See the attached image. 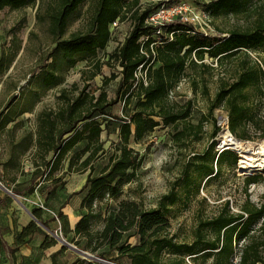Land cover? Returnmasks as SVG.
Returning a JSON list of instances; mask_svg holds the SVG:
<instances>
[{
	"label": "trees",
	"instance_id": "16d2710c",
	"mask_svg": "<svg viewBox=\"0 0 264 264\" xmlns=\"http://www.w3.org/2000/svg\"><path fill=\"white\" fill-rule=\"evenodd\" d=\"M89 1L94 4L87 31L66 38L69 25L82 16L81 8ZM166 1L160 0L159 5ZM207 1L203 9L211 18L216 37L197 33L192 26L180 22L158 33V29L146 24L153 8L143 10L141 0H0V13L38 6L37 12H44L38 20L48 22V33L53 39L54 46L37 70L29 74L25 86L9 74L18 49L1 51L0 84L6 87L8 99L0 109V138L9 143L4 169H19L21 158L28 152L33 154L36 170L29 194L35 193L39 183L42 185L38 191L44 193L49 183L47 201L65 185L67 175L88 172L84 186L71 196L82 199L81 219L72 242L93 258L86 260L82 256L72 264H234L236 256L238 264H264V195L261 203L255 204L248 194L250 186L259 182L258 177L245 178L247 199L239 213H233L230 203L225 202L212 216L199 217L191 239L171 232L170 208L179 201L188 204L197 198L204 179L208 182L220 176L224 166L237 163L233 150L218 153L215 142L186 160L181 177L157 207L145 209L133 201H121L106 210L101 207L105 200L117 199L142 166L144 158L131 145L146 142L160 126L174 128L173 141L183 149L187 143L200 140L204 122L222 109L228 116L230 132L237 139H250V128L264 138V54L258 60L251 56L259 50L264 52V0ZM231 17L241 18L245 24L227 28L216 23ZM127 19L133 22L129 35L108 55L122 69L104 82L108 85L119 78L115 98L109 99L105 89H92L89 83L102 71L98 56L110 42L111 25ZM206 58L215 62L206 64ZM79 63L88 67L82 72L84 86L74 84L71 90L61 89L54 106L36 112L42 99L60 87ZM141 66L147 84L137 79ZM185 78L194 94L209 103L208 116L196 125L192 123L193 101L170 100V93H175ZM211 82L216 85L213 97ZM120 102L124 104L123 115L117 116L112 108ZM26 114H35L31 130L26 128L31 123V119L23 118ZM116 127L119 142L113 144L107 165L96 174L97 163L109 153L102 134ZM50 154L52 157L47 159ZM41 167L46 171H41ZM6 177L0 176V182L4 183ZM7 178L12 182L17 179ZM190 187L194 189L191 191ZM32 214L35 222L17 236L16 248L10 249L13 254L26 237L35 233L45 234L42 249L56 244L42 229L50 230L43 210L34 209ZM57 217L62 220L64 215L60 211ZM134 237L138 243L132 245L130 240ZM5 249L0 236V252Z\"/></svg>",
	"mask_w": 264,
	"mask_h": 264
},
{
	"label": "rangeland",
	"instance_id": "374dc122",
	"mask_svg": "<svg viewBox=\"0 0 264 264\" xmlns=\"http://www.w3.org/2000/svg\"><path fill=\"white\" fill-rule=\"evenodd\" d=\"M168 5L185 1L187 4L195 8L203 9L207 0H169ZM94 1H89L82 8V16L71 23L67 29L66 38L71 37L73 34L84 33L88 28V21L91 15V9ZM160 0H141V8L143 10L153 8V12L161 7ZM36 8H25L22 10H10L5 9L0 13V53L3 49H18V56L13 63V66L9 72L11 77L15 81H20V86H25L29 79V74L34 70H37L41 64L42 59L50 52L54 46L52 43V37L48 33V22L41 23L38 20V15L44 12H37ZM202 22L196 25L195 31L205 36L216 37L217 33L212 21L202 18ZM216 23L220 26L231 28L244 25L245 22L241 18L231 17L226 19H219ZM133 26L132 19L125 21H117L111 25V39L105 51L99 52L98 60L103 63L101 73L91 81L90 88H103L108 94L109 99L115 98L119 78L111 80L108 85H105V80L109 79L113 74L118 73V68L111 60L108 59V55L113 53L118 47L125 41L129 35ZM21 48V49H20ZM16 49V50H17ZM264 54L262 50L256 53H252L251 56L254 60H258L259 55ZM109 60V61H108ZM215 61L208 58L205 59L206 64L214 63ZM90 70V69H89ZM88 71L86 63H79L76 67L71 69L65 78V82L58 87L50 91L38 105L37 111L42 110L48 106H54L56 98L59 95L61 89L71 90L74 84H77L79 88H82L85 84L82 78V72ZM216 85L210 83V95L214 96ZM6 87L3 83L0 84V109L8 97L5 96ZM176 92L178 95L176 96ZM176 92L172 95L170 100L184 103L186 101L194 102V111L192 115V123L198 124L201 119L208 116V100L203 99L201 95H195L189 79L185 78L176 88ZM100 91L96 92V95ZM18 94V93H17ZM19 95V94H18ZM9 96V94H8ZM123 102L118 103L112 108L114 115H123ZM264 111V105L262 106ZM31 119L33 123L34 115H26L25 119ZM228 116L222 109L214 111L213 116L209 121L204 122V134L200 137V140H193L183 149L179 148L173 141V134L175 132L172 127L160 126L148 137L146 142L142 144H132L131 147L140 153V156L144 158L142 166L136 173V178L123 188L122 193L117 199L105 200L101 203V207L106 208L117 207L121 201H133L143 205L145 209H151L157 207L161 198L169 194L174 187L175 182L181 177L182 170L185 167L186 160L199 153L204 152L208 147L215 142V150L217 151L218 143L220 142V136L223 131L229 129V123L226 126ZM220 127L217 134L212 136L216 128ZM230 130V129H229ZM250 139H237L234 135L233 138L237 139L247 145L257 148L264 138H260L256 132L250 128ZM102 141L104 147L109 153L97 163L96 174L107 165L109 157L113 152V144L119 142L117 127L111 128L108 131H104L102 134ZM2 147V145H1ZM3 150V148H2ZM2 150L0 153H2ZM237 155V163L233 166L226 165L223 167L220 176L210 179H204L200 193L197 198L191 199V202L186 204L183 201H179L176 205L170 208L168 218L171 224V232L178 234L181 238L189 237L191 239L192 231L197 225L199 217H210L217 212V209L221 207L225 202H229L232 212L237 214L241 210V206L247 199V195L244 192L245 178L255 176L260 178L257 184H253L249 188V199L255 203L260 204L262 196L264 195V170H254L253 172H245L241 169V154L232 149ZM86 175H81V188L83 187L84 179ZM0 182V187L2 188ZM193 186V185H192ZM194 188L190 187L192 191ZM180 192L179 188L177 189ZM63 201L56 200L48 202L47 204L39 205V209L44 212V220L49 224V227L55 230V233L59 241L66 244L67 236H64L62 231L59 230V223L62 220L55 221L53 224V218L58 216V208ZM41 204V203H40ZM59 222V223H58ZM56 226V228L54 227ZM48 231L47 229L43 228ZM69 230V226L65 228ZM64 229V231H66ZM65 237V238H64ZM71 243V242H70ZM68 244V242H67ZM75 251L85 252L82 250L81 245L76 246L74 242L69 244ZM89 254V252H85ZM82 257V256H80ZM84 258V257H83ZM86 259V258H84ZM89 260V259H86Z\"/></svg>",
	"mask_w": 264,
	"mask_h": 264
},
{
	"label": "crops",
	"instance_id": "0c3cea01",
	"mask_svg": "<svg viewBox=\"0 0 264 264\" xmlns=\"http://www.w3.org/2000/svg\"><path fill=\"white\" fill-rule=\"evenodd\" d=\"M37 107L36 112L40 111H37ZM35 114L26 115H34L35 117ZM26 115H24V119ZM34 121L33 123L31 122L30 125H27V130H31L33 128ZM12 126L13 124L8 128H12ZM1 150L2 153H0V176H3L5 174L7 177L17 178L15 182H12L6 177L4 183H2V188L0 187V236L2 242L6 246V249L1 250L0 252L1 264L74 263L78 258H81V254L80 252L75 251L74 248H71L69 244H71L72 240L75 238V234L73 231L75 230L76 225L81 219L82 199L81 196H71L81 190V175H86V178L83 181V183L85 184L88 172L86 174L72 173L70 175H67L63 180L65 185L58 189L57 194L54 198H51L49 201H47L46 192H48L47 185L49 183H46L45 185V194L38 191V188L42 185V183H39V186H37L35 193L29 194L30 189L32 188V184L30 182L32 174L36 170V164H34L33 161V154L28 152L27 155L21 158L19 169H11L10 167L4 169V164L7 163L9 159V143L2 138H0V151ZM51 157L52 154H50L47 159H50ZM66 169L67 167L64 170L60 171L58 176L62 175L66 171ZM23 170L25 173L22 174ZM41 171H46V169L41 167ZM58 199L63 201L59 206L57 212L59 213L61 211L64 215L62 222L58 223L60 231L61 224L63 225L62 233L64 236H67L66 244L59 241L56 235L50 234V232L55 233V231L57 230L56 226H54L56 228L55 230L50 228V230L46 231L42 228L56 241L55 245L51 246L48 249H42L41 246L45 241V234L35 233L26 237L25 243L20 245L13 254L10 249L16 248L15 243L17 240V236L23 231L24 228L28 227L30 224H32V222H35V219L33 218L34 216L32 214L33 210L39 209V205L47 204L48 202L50 203ZM57 220H59L58 217L53 218V224L56 223L55 221ZM49 224L50 223H48V226ZM67 226H69V230L65 229ZM64 229L66 231H64ZM130 243L132 245H135L138 243V239L134 237L130 240Z\"/></svg>",
	"mask_w": 264,
	"mask_h": 264
},
{
	"label": "built area",
	"instance_id": "2783aa9c",
	"mask_svg": "<svg viewBox=\"0 0 264 264\" xmlns=\"http://www.w3.org/2000/svg\"><path fill=\"white\" fill-rule=\"evenodd\" d=\"M167 3H169V0L163 2L162 3L163 5H161L159 9L153 12L146 21V24L148 26H152L155 29H158L159 30L158 33L162 32V28L174 24L176 22H180L181 24H187L188 26H192L195 30L196 25L203 21L202 18L208 20L209 22L211 21L210 16L204 11V9L192 7L191 5L187 4L185 1H180L179 3L168 6ZM169 36L172 37V34ZM146 39L148 38H144L143 40L146 41ZM151 48H153V45L151 46ZM143 54L147 55L146 52H143ZM142 67L143 66H141L138 69L136 76L138 80L142 79L147 84L146 73L142 71ZM118 70L121 71L122 69L118 68ZM173 94H174L173 92L170 93V98H172ZM228 123L229 120H227L226 126L228 125ZM225 150H232V149H229L226 145H222L219 142L217 146L218 153H221ZM238 262H239V256H236L234 258L233 263L238 264Z\"/></svg>",
	"mask_w": 264,
	"mask_h": 264
},
{
	"label": "bare ground",
	"instance_id": "6f19581e",
	"mask_svg": "<svg viewBox=\"0 0 264 264\" xmlns=\"http://www.w3.org/2000/svg\"><path fill=\"white\" fill-rule=\"evenodd\" d=\"M220 144L226 145L229 149H235L241 154V169L243 171L250 173L254 170H264V141L257 148H253L234 139L227 128L220 136Z\"/></svg>",
	"mask_w": 264,
	"mask_h": 264
},
{
	"label": "water",
	"instance_id": "95a60500",
	"mask_svg": "<svg viewBox=\"0 0 264 264\" xmlns=\"http://www.w3.org/2000/svg\"><path fill=\"white\" fill-rule=\"evenodd\" d=\"M34 218V217H33ZM35 219V218H34ZM71 247V246H70ZM73 248V247H71ZM79 252V251H78ZM81 256H83L86 259H92L93 257L90 254L84 253V252H80ZM107 263V262H104ZM107 264H112V263H107Z\"/></svg>",
	"mask_w": 264,
	"mask_h": 264
}]
</instances>
